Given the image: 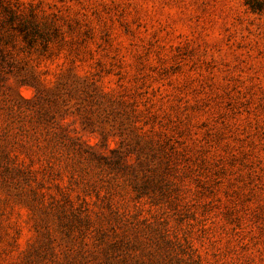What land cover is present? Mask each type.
Instances as JSON below:
<instances>
[{
	"label": "rangeland",
	"instance_id": "1",
	"mask_svg": "<svg viewBox=\"0 0 264 264\" xmlns=\"http://www.w3.org/2000/svg\"><path fill=\"white\" fill-rule=\"evenodd\" d=\"M0 264H264V12L0 0Z\"/></svg>",
	"mask_w": 264,
	"mask_h": 264
},
{
	"label": "trees",
	"instance_id": "2",
	"mask_svg": "<svg viewBox=\"0 0 264 264\" xmlns=\"http://www.w3.org/2000/svg\"><path fill=\"white\" fill-rule=\"evenodd\" d=\"M246 8L254 13L264 12V0H243Z\"/></svg>",
	"mask_w": 264,
	"mask_h": 264
}]
</instances>
